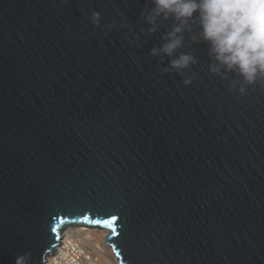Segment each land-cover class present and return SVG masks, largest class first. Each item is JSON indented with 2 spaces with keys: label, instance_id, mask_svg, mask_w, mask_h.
<instances>
[{
  "label": "water",
  "instance_id": "water-1",
  "mask_svg": "<svg viewBox=\"0 0 264 264\" xmlns=\"http://www.w3.org/2000/svg\"><path fill=\"white\" fill-rule=\"evenodd\" d=\"M78 225L118 264H264V72L195 14L0 0V264H48Z\"/></svg>",
  "mask_w": 264,
  "mask_h": 264
},
{
  "label": "clouds",
  "instance_id": "clouds-1",
  "mask_svg": "<svg viewBox=\"0 0 264 264\" xmlns=\"http://www.w3.org/2000/svg\"><path fill=\"white\" fill-rule=\"evenodd\" d=\"M155 4L158 11L180 20L198 16L202 35L217 59L228 67L237 66L249 83L258 71L264 72V0H155ZM178 43L170 42L164 51L171 52ZM188 59L181 57L173 66L180 67ZM15 264L27 261L17 257Z\"/></svg>",
  "mask_w": 264,
  "mask_h": 264
},
{
  "label": "bare ground",
  "instance_id": "bare-ground-1",
  "mask_svg": "<svg viewBox=\"0 0 264 264\" xmlns=\"http://www.w3.org/2000/svg\"><path fill=\"white\" fill-rule=\"evenodd\" d=\"M106 236L107 231L102 228L66 227L56 252L48 257V264H118Z\"/></svg>",
  "mask_w": 264,
  "mask_h": 264
},
{
  "label": "rangeland",
  "instance_id": "rangeland-1",
  "mask_svg": "<svg viewBox=\"0 0 264 264\" xmlns=\"http://www.w3.org/2000/svg\"><path fill=\"white\" fill-rule=\"evenodd\" d=\"M72 228H74V227H72Z\"/></svg>",
  "mask_w": 264,
  "mask_h": 264
}]
</instances>
